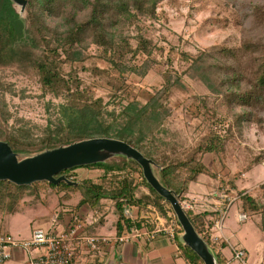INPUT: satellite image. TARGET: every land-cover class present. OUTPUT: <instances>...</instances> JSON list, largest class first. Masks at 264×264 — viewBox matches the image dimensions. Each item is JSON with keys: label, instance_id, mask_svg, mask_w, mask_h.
<instances>
[{"label": "trees", "instance_id": "16d2710c", "mask_svg": "<svg viewBox=\"0 0 264 264\" xmlns=\"http://www.w3.org/2000/svg\"><path fill=\"white\" fill-rule=\"evenodd\" d=\"M162 1L27 0L25 14L21 16L11 0H0V68L11 66L31 74L43 93L62 98L55 107L59 114L58 122L53 128L46 127L43 134L35 136L26 125L9 129L6 110L0 104V140L7 142L14 152L28 155L92 137L121 139L155 161L157 178L175 192L180 203L188 198L189 185L199 175L218 177V172L203 161L204 155L222 154L225 138L233 129L241 133L244 123L260 125L264 120V4L248 0L242 5L241 23L248 26L240 37L215 45L205 54V58L208 56L210 60L206 68L217 79L218 88L215 90L219 89L223 94L232 121L227 125L225 135L217 134L214 126L208 124L206 132L183 155L176 152L168 154L164 147L166 142L159 137V129L170 112L167 100L174 77L163 73L161 87L155 88L145 101H140L137 95H130L123 81L126 73L143 74L149 70L148 66L135 63L138 55L155 60V50L162 51L143 28L146 23L151 28L166 19L159 11ZM231 1L235 6V2H240ZM90 55L110 66L109 69H100L93 65L89 70L92 75L111 76V101H105L102 96L95 97L90 87L78 77L75 64ZM111 70L116 76L110 74ZM0 87H4L2 82ZM110 102L117 103L118 110L109 109ZM119 158L122 161L114 164L106 161L82 166H101L103 170L97 179L71 177L69 172L77 167L63 171L66 177L77 182L75 185L65 182L54 185L43 181L18 186L6 180L0 181V213L13 208L26 190L30 191L29 195H38L40 186H44L42 190L77 192L79 206L87 205L99 211L103 209L101 200L113 201L118 234L132 226L123 215L126 206L152 205L162 214L172 211L170 205L146 182L141 167L133 160ZM260 158V155L256 156L255 162L259 163ZM132 164L138 167V175L142 176L137 183L131 176L111 174ZM141 187H145L148 193L138 195ZM257 191L256 196L239 191L240 206L247 217L260 215V230L264 234V204L259 205L258 202V198H264V182ZM64 196L66 194L61 198ZM185 211L195 230L212 248L218 264H223L226 257L221 250L225 244L212 243L209 238L216 212ZM77 219L73 217L72 221ZM175 241L185 261L203 264L195 252L178 241V235Z\"/></svg>", "mask_w": 264, "mask_h": 264}, {"label": "rangeland", "instance_id": "374dc122", "mask_svg": "<svg viewBox=\"0 0 264 264\" xmlns=\"http://www.w3.org/2000/svg\"><path fill=\"white\" fill-rule=\"evenodd\" d=\"M247 1L235 2V6L231 0H163L159 11L162 12L161 17L166 19L155 24L154 27L149 28L148 23L143 27L162 51L155 50L153 55L155 60H147L144 55H138L134 60L135 63L138 65L142 63L148 66L149 70L143 74L141 72L126 73L123 81L130 90V95H137L140 101H145L155 88L161 87L164 80L163 73L174 77L167 100L170 112L159 129V137L166 142L164 147L168 154L176 152L184 155L185 150L192 147L206 132L208 124L214 126L217 134L225 135L226 127L232 121V117L224 104L223 94L219 92V89L215 90L218 86L217 79L206 68V63L210 60L208 56L205 58V54L209 53L211 47L215 45L228 40L231 42L240 37L248 26L247 23H241L242 5ZM252 1L264 4V0ZM15 7L19 12V7L17 5ZM24 14L25 9L21 16ZM93 50L94 48L91 47V51ZM93 65H97L100 69L110 68L108 63L90 55L83 62L75 64L78 77L90 87L95 97L102 96L105 101L108 99L111 101L109 97L113 89L109 82L111 76L92 75L89 68ZM65 68L69 70L67 66ZM110 72L111 75L116 76L113 70ZM0 82L4 84V87H0V104H3L6 110L9 129L26 125L35 136L43 134L46 127L53 128L58 122L59 114L55 107L62 102V98L43 93L38 81L31 74H25L11 66L0 68ZM108 108L118 110L119 105L110 102ZM224 144L222 154H207L203 160L205 163L208 162L219 176L212 178L200 175L198 181L192 182L189 186L188 195L191 200L184 199L188 203L196 204L194 202L200 200L203 194L206 195L207 183L213 186V182L214 187L218 189L217 193L213 192L214 196L210 194L213 199H223L218 195L222 189L225 193L238 196L223 220L224 233L231 243L245 248L249 264H257L260 257L264 256V234L260 230V215L254 214L248 216L247 220L239 222L237 213L242 211L239 191L256 196L258 186L264 182V120L260 125L256 122L244 123L241 133L233 129L232 133L225 138ZM258 155L261 158L260 162L256 163L255 159ZM119 157L121 156L109 158L107 161L111 164L121 162L122 159ZM80 168L85 170H76ZM127 168H133V171L138 173V167L132 164L121 168L122 170L117 169L111 174L123 175ZM76 169L69 172V175L75 179L88 176L97 179L103 170L98 165L93 168L80 166ZM40 188L42 190L44 186ZM144 191L147 189L141 187L137 193L139 195ZM29 193L30 191L26 190L23 196L25 199L26 197L30 199L24 201L26 206L21 203L22 206L18 209L7 212L3 216L2 224L6 229L14 231L15 227L21 226L29 218L33 228L44 225L45 217L31 216L33 214L31 206L47 205L51 203V197L43 193L40 197L29 195ZM258 202L259 205H263L264 198H258ZM222 204L225 206L224 200ZM140 207L145 209L142 205ZM201 209L194 208L196 211ZM47 212H49L48 209ZM159 212L162 214L160 210ZM12 234L18 236L14 232ZM36 252L33 250L32 254ZM0 264H11V262L8 260ZM12 264L15 263L12 262ZM261 264H264L263 258Z\"/></svg>", "mask_w": 264, "mask_h": 264}, {"label": "crops", "instance_id": "0c3cea01", "mask_svg": "<svg viewBox=\"0 0 264 264\" xmlns=\"http://www.w3.org/2000/svg\"><path fill=\"white\" fill-rule=\"evenodd\" d=\"M207 155V154H206ZM203 157V160L205 159V156ZM209 166V163H206ZM86 168V167H84ZM76 170H85L83 168L76 169ZM204 175V174H202ZM200 176V175H199ZM198 176V178H199ZM86 177V176H84ZM89 177V176H88ZM198 178L195 182L198 181ZM207 181V180H204ZM215 181V180H214ZM206 183V182H205ZM208 190L206 195L203 194V197L198 200L197 202H194V207L202 208L201 210H209L214 211L216 208L222 207V201L223 199H213L210 197V194L214 196L213 192L218 191L217 187L215 186V183L213 182V186H210L208 183ZM190 186V185H189ZM189 191V188H188ZM145 193H148V191H144ZM44 194L46 196L51 197V203L38 207L37 205H32L31 208H33V218H43L45 217V223L42 227L46 230L53 231H62L64 230L72 221L73 217H78V219H82L86 221V232L89 234H108L113 233L116 231L115 229V223L117 220V214L114 210L113 201L103 199L101 200L103 204V209L95 210L87 205H78L79 202V194L77 192H71V191H54L52 189L46 188L41 191H39V194L37 197H40L41 194ZM62 194H66L63 198H61ZM219 194V192H218ZM28 197H34V196H28ZM187 197L191 200L190 196L187 192ZM28 201L26 197L21 198L17 201L15 206L11 209H4L0 213V227L4 229L5 231H8L10 233H15L16 237L18 238H27L31 235V232L33 229L30 223V218L27 220V222L23 223L21 226L15 227L12 231L11 229H6L5 226L2 224V219L5 213L12 212L18 209L19 206H26L27 204L24 203V201ZM51 206V209H50ZM148 206L143 209V207L140 206H133L132 205V212L136 215L137 218V224L139 225L140 222H142L144 219L147 220L149 223L151 219L145 218L148 216ZM47 209L49 212H47ZM95 212L98 213L97 216H95ZM168 211H166L167 213ZM165 214H161V216L166 217ZM56 218L55 222H52V220ZM95 218H97L95 220ZM30 223V224H29ZM151 226V224H149ZM225 229V228H224ZM12 231V232H11ZM224 231V230H223ZM179 237V236H178ZM179 241V240H178ZM36 254L41 252L42 250H36ZM222 254L225 257L229 256V249L224 245L222 248ZM228 251V253L226 252ZM26 258L27 254L23 251H15L13 257L9 260V262L16 263H24L26 264ZM263 258L260 257V259ZM74 264H189L185 259L182 257L181 254V248L176 243V241H172L169 238H167L165 235L161 234L157 237L147 240V239H138V240H130L124 243H112V244H105L101 246L99 251H94L90 253H85L82 251H79L74 259Z\"/></svg>", "mask_w": 264, "mask_h": 264}, {"label": "built area", "instance_id": "2783aa9c", "mask_svg": "<svg viewBox=\"0 0 264 264\" xmlns=\"http://www.w3.org/2000/svg\"><path fill=\"white\" fill-rule=\"evenodd\" d=\"M124 175L133 177L136 183L142 180L141 175L129 168L125 170ZM218 195L225 201V206L214 209L217 214L215 213L209 238L212 243H224L229 249L230 254L223 264H249L245 248L231 243L223 231V220L238 196L225 193L223 189ZM181 205L184 209L194 210L195 208L187 200H183ZM148 208L147 214L149 215L145 218L151 219L150 222L144 219L138 225L136 215L132 212V206H126L123 209V215L131 221L132 226L120 234L116 231L108 234H89L86 232L87 223L82 219L71 221L62 231L52 232L49 229L35 228L27 238H18L0 227V263L10 260L15 251L21 250L27 254L26 264H74L79 251L90 253L99 251L105 244L124 243L142 238L150 240L161 234L174 241L176 236L182 233L181 225L173 211H168L166 217H163L155 206L150 205ZM97 215L98 213L95 212V216ZM237 220L239 222L247 220V214L243 211L238 212ZM55 221L56 218L52 220V222ZM39 249L42 251L32 254L33 250ZM261 261L262 259H259L257 264H261Z\"/></svg>", "mask_w": 264, "mask_h": 264}, {"label": "water", "instance_id": "95a60500", "mask_svg": "<svg viewBox=\"0 0 264 264\" xmlns=\"http://www.w3.org/2000/svg\"><path fill=\"white\" fill-rule=\"evenodd\" d=\"M11 1L19 7L21 15L27 0ZM117 156L135 161L141 167L146 182L169 203L182 228V233L178 237L179 242L195 252L203 264H218L212 248L195 230L175 192L166 188L157 178L155 168L158 165L155 161L121 139L92 137L28 155L14 152L7 142L0 140V181L6 180L18 186L43 181L54 185L60 182L75 185L77 182L66 177L63 171L104 163L109 158Z\"/></svg>", "mask_w": 264, "mask_h": 264}]
</instances>
